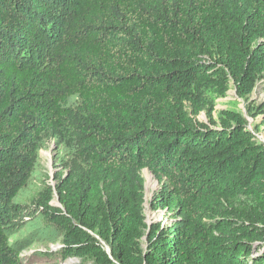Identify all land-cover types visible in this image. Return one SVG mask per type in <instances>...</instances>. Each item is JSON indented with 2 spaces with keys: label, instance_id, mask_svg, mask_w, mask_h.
<instances>
[{
  "label": "trees",
  "instance_id": "1",
  "mask_svg": "<svg viewBox=\"0 0 264 264\" xmlns=\"http://www.w3.org/2000/svg\"><path fill=\"white\" fill-rule=\"evenodd\" d=\"M262 80L264 0H0V264L33 242L60 244L52 264H264V144L242 114L214 117L232 83L248 99ZM47 136L80 170L23 235L14 200ZM145 169L168 229L146 222Z\"/></svg>",
  "mask_w": 264,
  "mask_h": 264
},
{
  "label": "rangeland",
  "instance_id": "2",
  "mask_svg": "<svg viewBox=\"0 0 264 264\" xmlns=\"http://www.w3.org/2000/svg\"><path fill=\"white\" fill-rule=\"evenodd\" d=\"M264 105V80L260 81L254 93L248 99H240L236 94L233 83L231 89L225 98L216 100V107L214 117L219 121L220 113L224 110H233L242 114L247 119V128L255 135L257 143L264 144V118L263 115L258 113V108ZM200 122H208L206 113H202L198 117ZM80 170L79 165L75 166L72 161V157L67 153L62 146L58 145L52 136H47L45 144L40 153V162L34 173V176L27 187L23 188L20 194L15 198L14 203L21 204L25 212V227L22 233H26L28 230L26 224L29 222V218L33 219L34 216L41 214L38 208H35V201L45 191L46 187L53 189V198L51 205L53 207L61 208L59 197L56 191L57 185L66 176L71 174V171ZM142 177L145 181V204L144 212L146 222L149 227L153 225L160 226L162 229H168L177 221L173 220V216L168 214L167 210L156 208L154 205L155 197L160 193L162 185L160 180L148 169L142 171ZM148 182L153 184L152 187H148ZM249 202L242 198L241 201L235 202L230 209H241L244 205ZM229 218L234 224L244 222L237 215L231 214ZM46 223V222H45ZM249 224V222H246ZM44 224V222H43ZM44 226V225H43ZM148 246L147 237L143 239V247L146 250ZM259 244H256L255 251L258 250ZM60 244H45V243H31L23 251L22 259L24 264H52L59 259L58 251ZM264 251V245L261 249ZM260 251H257V256ZM51 254V255H50ZM53 257L54 261L50 258ZM48 258V259H47ZM73 261L72 264H95L92 261H81L80 259L74 258L62 263H68Z\"/></svg>",
  "mask_w": 264,
  "mask_h": 264
},
{
  "label": "bare ground",
  "instance_id": "3",
  "mask_svg": "<svg viewBox=\"0 0 264 264\" xmlns=\"http://www.w3.org/2000/svg\"><path fill=\"white\" fill-rule=\"evenodd\" d=\"M152 186H153V184L151 182H148V187H152ZM72 263H73V261H70V262L65 263V264H72Z\"/></svg>",
  "mask_w": 264,
  "mask_h": 264
}]
</instances>
